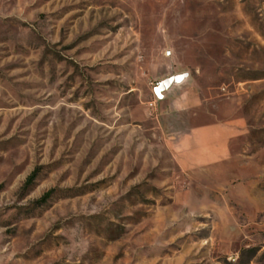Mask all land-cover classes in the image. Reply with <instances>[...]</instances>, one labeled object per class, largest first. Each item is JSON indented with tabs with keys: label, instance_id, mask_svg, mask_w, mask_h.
I'll use <instances>...</instances> for the list:
<instances>
[{
	"label": "rangeland",
	"instance_id": "1",
	"mask_svg": "<svg viewBox=\"0 0 264 264\" xmlns=\"http://www.w3.org/2000/svg\"><path fill=\"white\" fill-rule=\"evenodd\" d=\"M0 264H264V0H0Z\"/></svg>",
	"mask_w": 264,
	"mask_h": 264
},
{
	"label": "water",
	"instance_id": "2",
	"mask_svg": "<svg viewBox=\"0 0 264 264\" xmlns=\"http://www.w3.org/2000/svg\"><path fill=\"white\" fill-rule=\"evenodd\" d=\"M172 82V78H168L162 82H157L155 85H154V91L156 94H159L165 86L169 85L170 83Z\"/></svg>",
	"mask_w": 264,
	"mask_h": 264
}]
</instances>
